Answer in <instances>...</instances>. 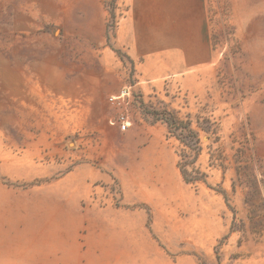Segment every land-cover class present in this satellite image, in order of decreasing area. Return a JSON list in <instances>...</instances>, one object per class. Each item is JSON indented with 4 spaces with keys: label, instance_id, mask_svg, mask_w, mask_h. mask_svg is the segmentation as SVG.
Here are the masks:
<instances>
[{
    "label": "rangeland",
    "instance_id": "rangeland-1",
    "mask_svg": "<svg viewBox=\"0 0 264 264\" xmlns=\"http://www.w3.org/2000/svg\"><path fill=\"white\" fill-rule=\"evenodd\" d=\"M130 1L0 0V224L43 227L46 187L70 175L68 188L102 195L86 222L107 204L144 208L174 264H264V0H202L212 60L153 77L154 62L112 49L128 54L115 36ZM136 1L150 54L193 50L197 0ZM164 109L199 131L212 187L183 180L191 151L152 113Z\"/></svg>",
    "mask_w": 264,
    "mask_h": 264
},
{
    "label": "crops",
    "instance_id": "crops-1",
    "mask_svg": "<svg viewBox=\"0 0 264 264\" xmlns=\"http://www.w3.org/2000/svg\"><path fill=\"white\" fill-rule=\"evenodd\" d=\"M136 2L142 5L146 0ZM129 6L127 14L118 22L115 44L127 50L137 65L139 61L143 65L154 62L155 69L151 71V77L184 71L212 60L206 7L202 0H197L195 6L196 41L190 53L179 51L185 50L180 41L178 48L169 53L159 44L154 48L155 52L150 54L147 46L148 29L142 28L144 11H133L135 4L132 0ZM135 13L138 14L136 20L132 19ZM166 66L170 72L166 71ZM107 175L108 178L104 176L105 180L112 181L113 175ZM70 177L65 175L56 178L46 187L53 200V217L43 227L39 228L37 223L28 229L0 224V264H149L158 260L174 264L171 253L159 246L160 233L147 225L144 208H129L128 212H123L122 206L107 204L98 208L96 221L89 219L86 222V216L93 218L88 213L93 208L88 199L94 191L97 193L99 190L97 186L93 190L91 183L87 191L68 188L65 183ZM94 193L92 198L102 197ZM121 202L130 203L131 199L124 194ZM73 216L81 221L73 223ZM151 236L156 241H152ZM205 237H212V232L206 230Z\"/></svg>",
    "mask_w": 264,
    "mask_h": 264
},
{
    "label": "trees",
    "instance_id": "trees-1",
    "mask_svg": "<svg viewBox=\"0 0 264 264\" xmlns=\"http://www.w3.org/2000/svg\"><path fill=\"white\" fill-rule=\"evenodd\" d=\"M110 13L111 17L116 18V13L114 11H111ZM112 49L122 60L124 57H126L133 63V60L129 54L114 46H112ZM152 113L155 116L157 115L158 119L163 120L168 128L169 133L175 134L184 145L190 148L191 153L184 150L183 153H181V159L177 162V166L180 170L183 180L186 183L204 182L208 184V186L212 187L209 185L207 180L208 174L197 165L202 151V146L199 131L192 126V121L181 119L171 113L168 109H164L162 111L155 110L152 111ZM208 122L213 124V122L209 119ZM219 191L224 194L225 199L227 200L225 190L220 189Z\"/></svg>",
    "mask_w": 264,
    "mask_h": 264
},
{
    "label": "built area",
    "instance_id": "built-area-1",
    "mask_svg": "<svg viewBox=\"0 0 264 264\" xmlns=\"http://www.w3.org/2000/svg\"><path fill=\"white\" fill-rule=\"evenodd\" d=\"M131 95V92L124 89V91H122V93L118 96H111L110 99L111 101H113L114 98L116 99H123V98H126V96H130ZM121 124H122V129L125 130L126 128H128L131 124L130 120H129V117L126 113H121V115L119 116V120H118ZM113 122V120L111 121Z\"/></svg>",
    "mask_w": 264,
    "mask_h": 264
}]
</instances>
